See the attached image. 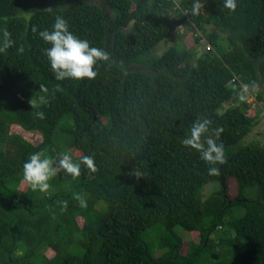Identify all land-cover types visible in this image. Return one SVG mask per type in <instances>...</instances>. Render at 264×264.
Wrapping results in <instances>:
<instances>
[{
    "label": "trees",
    "instance_id": "trees-1",
    "mask_svg": "<svg viewBox=\"0 0 264 264\" xmlns=\"http://www.w3.org/2000/svg\"><path fill=\"white\" fill-rule=\"evenodd\" d=\"M192 3L0 0V47L5 30L13 41L0 53V264H264V148L241 145L254 120L239 99L241 85L264 82V0H238L232 13L223 0H202L198 16L191 15ZM184 13L197 27L212 23V50L198 54L194 64L180 43L153 57L186 20ZM58 15L77 37L110 53L108 62L94 67L95 79L54 78L45 54L50 45L39 31L51 29ZM216 30L227 34V51ZM197 117L212 122L210 131L221 130L219 175L209 176L199 154L180 143ZM10 124L38 130L42 144L31 148L10 135ZM53 135L80 153L74 161L94 155L98 171L82 166L75 179L52 178L45 193L27 186L17 196L29 156L54 158L47 152ZM6 146L19 152L15 163L7 160ZM134 169L143 173L139 179ZM221 176L235 181L237 196L227 199L221 187L202 199L203 188ZM251 186L259 199L243 198ZM175 227L198 234L185 254ZM155 228L162 237L149 248L143 235ZM218 230L232 239L214 244ZM154 249L162 254L154 257Z\"/></svg>",
    "mask_w": 264,
    "mask_h": 264
},
{
    "label": "clouds",
    "instance_id": "clouds-1",
    "mask_svg": "<svg viewBox=\"0 0 264 264\" xmlns=\"http://www.w3.org/2000/svg\"><path fill=\"white\" fill-rule=\"evenodd\" d=\"M238 6V0H223V9L229 13L235 12ZM204 7L202 0H193L191 4V15L198 16ZM33 31H37L34 27ZM40 39L49 44L45 49V54L50 65V70L54 78L58 81L72 79L76 81L93 80L98 75L94 67L100 62H108L110 53L103 48L91 46L86 39L77 37L69 30L68 21L62 16H56L51 29L39 31ZM13 44L10 34L4 31V43L0 47V53L6 52ZM18 53H22L23 48H19ZM255 88V83L245 84L243 92L239 94V99L244 101L245 92L249 88ZM37 117L44 118V113L38 112ZM212 122L205 117H197L191 124L188 132L181 138L180 143L183 147L194 150L199 154L200 160L207 166L209 176L219 175V168L215 165L224 163L223 145L218 143L220 138V129L210 131ZM87 169L89 172L98 171L94 155H82L79 161H74L72 156L66 152H61L57 158L44 156V153L37 152L29 156L23 164V182L31 188L32 191L41 193L47 192L51 184L49 181L58 173L70 175L73 179L81 175V170ZM132 175L139 179L143 173L139 169H134ZM81 207L86 206L84 199L77 193L73 194ZM67 206V202H63Z\"/></svg>",
    "mask_w": 264,
    "mask_h": 264
},
{
    "label": "rangeland",
    "instance_id": "rangeland-1",
    "mask_svg": "<svg viewBox=\"0 0 264 264\" xmlns=\"http://www.w3.org/2000/svg\"><path fill=\"white\" fill-rule=\"evenodd\" d=\"M85 2L98 4L99 0H84ZM175 8H179V1L180 0H170ZM191 1V0H188ZM186 16V20L179 25L173 33L169 36V38L163 42H160L154 49L152 56L158 57L161 56L167 49H169L172 46H175L176 44L180 43L185 48V50L190 51L192 57L189 59V62L191 64H194L195 57L198 56L202 51L206 50H212L211 45L207 42V36L212 34L213 32V26L212 23H200L197 27L190 19L189 17L184 13ZM216 35L220 36V39L218 40L220 46L224 50H228L227 43L223 40L226 38L225 33H220V30H216ZM197 40V41H195ZM176 41V42H175ZM131 70H133L131 68ZM142 70H146L142 68ZM243 86H240L239 94L243 92ZM246 96V99L244 100V103L247 105V108L245 110L246 116L252 117L254 120L253 127L250 131V133L243 139L241 142V145H247L249 143L259 144L264 148V82L260 79L258 80L256 87L254 89H248L247 92L244 93ZM230 103L224 104L223 109L227 108ZM98 118L95 117V120ZM101 121L104 123L105 121L101 119ZM8 133L10 135L17 136L18 138L22 139L25 143H27L31 148H36L43 142V136L42 134L36 130H25L22 127H20L17 124H10L8 127ZM63 137H56L53 135L52 138V145L49 150H47L48 153L51 154V151L54 154V158H57L61 152H66L69 155L72 156V158H76L80 156V153L74 149V148H68L65 145ZM4 152L6 155L7 160L10 163H15L19 158V152L17 149L6 146L4 148ZM60 174H64L63 172L58 173L56 176H59ZM67 175V174H66ZM221 187H224V192L226 194L227 199H234L237 196L238 187L235 183V181L232 178H224L220 177L219 180L214 181L212 183L207 184L201 193L202 199L206 198L208 195L212 193H216L220 190ZM27 185L23 182L22 174L19 177L18 184L16 186L17 196L21 197L23 193L26 192ZM242 196L244 199L249 200H257L259 199V195L257 193V189L255 186L247 187L243 189ZM76 223L80 226L82 221L79 217L75 218ZM161 229L155 228L147 231L143 235V241L144 243L150 248L154 247L156 243L158 242V239L161 235ZM174 233L177 234L181 241L182 245L180 248V253L185 254L187 250V246L190 242L197 243L199 238L197 232H184L178 227H175L173 229ZM219 231V232H218ZM216 236H211V239L213 240L214 244H217L219 242V237L222 239H229L231 240L233 237V234L231 232H226L225 234L220 233L222 230H218ZM239 249H241V246H237ZM153 256L157 257L160 254H162V250L154 249ZM226 252L225 248L222 249V254ZM43 256L46 259H49L52 257L53 252L49 249L43 250Z\"/></svg>",
    "mask_w": 264,
    "mask_h": 264
},
{
    "label": "built area",
    "instance_id": "built-area-1",
    "mask_svg": "<svg viewBox=\"0 0 264 264\" xmlns=\"http://www.w3.org/2000/svg\"><path fill=\"white\" fill-rule=\"evenodd\" d=\"M164 1H168V0H164Z\"/></svg>",
    "mask_w": 264,
    "mask_h": 264
}]
</instances>
